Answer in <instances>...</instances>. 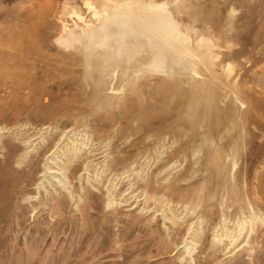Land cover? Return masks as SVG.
<instances>
[{
	"label": "rangeland",
	"instance_id": "374dc122",
	"mask_svg": "<svg viewBox=\"0 0 264 264\" xmlns=\"http://www.w3.org/2000/svg\"><path fill=\"white\" fill-rule=\"evenodd\" d=\"M0 78V264H264V0H0Z\"/></svg>",
	"mask_w": 264,
	"mask_h": 264
},
{
	"label": "bare ground",
	"instance_id": "6f19581e",
	"mask_svg": "<svg viewBox=\"0 0 264 264\" xmlns=\"http://www.w3.org/2000/svg\"><path fill=\"white\" fill-rule=\"evenodd\" d=\"M83 5H84V7H86V9L88 8V6H90V3L89 2H84L83 3ZM90 9H91V6H90ZM89 9V10H90ZM97 15V13H95V12H93L92 13V16H96ZM77 18L79 19V20H83V18L81 17V16H79V15H77ZM139 23V22H138ZM141 24L139 23V27H142L144 30H148L147 28H145L144 26H140ZM117 28V26H116V24H112V26H110V28H108V29H106L105 31H104V36L106 35V37L107 36H109V34H110V30H112V29H116ZM153 34H155L156 36H159L157 33H155V32H153V31H151ZM167 33H168V35L170 36V37H172V39H174L175 41H177L181 46H178V47H176V49H178V51L179 52H182V53H185V54H187V55H189V53H190V48L185 44V38L184 37H180L179 35L177 36V34H176V30L175 29H172V28H168V31H167ZM207 35V34H206ZM184 36H186V35H184ZM205 37H207V36H205ZM205 37H203L202 39H204ZM208 38V37H207ZM207 38H205V39H207ZM97 42V40L96 39H94L93 38V35L89 38V39H86L85 40V44L87 45V46H92V45H94L95 43ZM183 49H184V51H183ZM104 56H106V57H103V56H101V57H96V58H93V57H91V58H89V59H86V60H84V64L85 65H91V64H94V63H96L97 65H100V66H102L103 68H112V70H109V71H107V70H105V71H102V72H98V77H97V80H95V84L97 85V86H99V87H103L104 89V93L105 92H108V91H106L105 89H106V78L107 77H113L114 79H115V73H116V71H114V69L113 68H115V67H118V66H120L121 64H118V62H117V60H116V57H113V56H111L110 54H103ZM9 58V57H8ZM13 59V58H12ZM3 62V61H2ZM75 62V61H74ZM70 63H72V62H70ZM59 64V63H58ZM73 64V63H72ZM10 65V64H9ZM129 67H131V68H135L136 70H141V69H143V70H151V71H153V72H155V71H157L158 69V65H157V63H155V62H153V61H145V60H143V59H139V60H137V61H132L129 65H128ZM23 68V67H22ZM20 72V71H19ZM18 73V72H17ZM91 74V73H90ZM5 75V74H4ZM20 75V74H19ZM92 75V74H91ZM97 75V74H96ZM114 75V76H113ZM119 75H120V80H121V77H123V79L124 78H126V80L128 81V83L129 84H132V85H134V82H135V80L136 79H138L139 77H141V75H139L138 74V72H129V73H119ZM144 75V74H143ZM18 76V75H17ZM16 76V77H17ZM95 77V76H94ZM17 78H19V77H17ZM93 78V77H92ZM112 78V79H113ZM142 78H144V76L142 77ZM154 78H156V77H154ZM1 79V78H0ZM113 79V80H114ZM146 79V78H145ZM145 79H143V81H145ZM157 81L161 84V82L163 83V81L164 80H161L162 78H158L157 77ZM22 80V79H21ZM90 80V79H89ZM93 80H94V78H93ZM98 80H101V81H98ZM109 80V79H108ZM112 80V81H113ZM142 80V79H141ZM14 82V81H13ZM109 82H111V78H110V81ZM109 82H107V84L109 83ZM119 82H121L122 83V81H119ZM124 82H125V80H124ZM138 82H141V81H138ZM165 82V81H164ZM12 83V82H11ZM16 83V82H15ZM37 83V82H36ZM112 83V82H111ZM111 83H109V84H111ZM120 83V84H121ZM143 83V82H142ZM94 84V83H93ZM119 84V83H118ZM123 84V83H122ZM121 84V85H122ZM127 84V83H126ZM163 84H165V83H163ZM16 85H17V83H16ZM20 85V84H19ZM21 85H23V84H21ZM25 85V84H24ZM124 85V84H123ZM140 85H141V83H140ZM144 85V84H143ZM107 86H109V88H110V85H107ZM129 86V85H128ZM127 85H126V87L127 88H129ZM21 87H23V86H21ZM119 87V86H118ZM123 87V86H122ZM125 87V88H126ZM133 87H135V88H137L136 86H131V88L134 90L135 88H133ZM17 88V87H16ZM114 88V87H113ZM139 88V87H138ZM150 88H152V87H150ZM147 89V91L148 90H151V89ZM13 89V88H12ZM31 89V88H30ZM36 89V88H35ZM99 88H97V90H98ZM115 89V88H114ZM140 89V88H139ZM154 89V88H153ZM161 89H162V87H161ZM23 90V89H22ZM34 90V89H33ZM96 90V91H97ZM102 89H100V91H101ZM103 90H102V92H103ZM108 90V89H107ZM109 90H111V89H109ZM116 90V89H115ZM128 90V89H127ZM143 90V89H142ZM155 90V89H154ZM162 90H164V89H162ZM166 90V89H165ZM164 90V91H165ZM36 91H38V90H36ZM119 91V90H118ZM117 91V92H118ZM122 91L124 92V90L122 89ZM152 91V90H151ZM150 91V92H151ZM158 91V90H157ZM157 91H155V92H157ZM25 92V91H24ZM110 92V91H109ZM128 92H129V90H128ZM131 89H130V94H131ZM134 92V91H133ZM132 92V93H133ZM136 92H137V90H136ZM144 92V91H143ZM142 92V93H143ZM154 92V91H153ZM150 93V95L151 94H153V96H155L156 95V93ZM29 93H30V91H29ZM96 93V92H95ZM115 93H116V91H115ZM128 93V94H129ZM38 94V93H37ZM99 94V93H98ZM103 94V93H102ZM110 94V93H109ZM122 93H120V95H121ZM127 94V95H128ZM129 94V95H130ZM133 94H135V93H133ZM91 95H92V93H91ZM96 95V94H95ZM105 96H106V94H104ZM120 95H118V98H119V96ZM124 95H125V93H124ZM132 95V94H131ZM136 95V94H135ZM137 95H140V94H137ZM145 95H146V93H145ZM97 96V95H96ZM108 96V95H107ZM115 96V95H114ZM126 96V95H125ZM190 96H192V95H190ZM92 97V96H91ZM98 97V96H97ZM110 97V96H109ZM108 97V98H109ZM129 97V96H128ZM133 97H136V96H134L133 95ZM138 97H140V96H138ZM150 97V96H149ZM152 97V96H151ZM96 98V97H95ZM106 98V97H105ZM115 97H113V99H114ZM125 98V97H124ZM143 98V97H142ZM145 98H146V96H145ZM110 99V98H109ZM126 99H128L127 97H126ZM135 99V98H134ZM190 99H192V98H190ZM199 99V98H198ZM198 99H197V101H198ZM137 100V99H136ZM140 100V99H139ZM106 101V100H105ZM143 101H144V99H143ZM124 102V101H123ZM189 102H190V100H189ZM195 102H196V100H195ZM195 102L193 103V105L195 104ZM115 103H117L116 101H115ZM115 103H113V104H115ZM120 102H118L117 104H119ZM125 103H126V101H125ZM141 103H143V102H141ZM107 104V103H106ZM109 104V103H108ZM121 104V103H120ZM137 104V103H136ZM146 104H147V102H146ZM190 104V103H189ZM200 104V103H199ZM101 105H102V103H101ZM110 106H113L112 104H111V101H110V104H109ZM130 105H131V101H130ZM141 105V104H140ZM145 105V104H144ZM106 106V105H105ZM104 106V107H105ZM137 106H139V105H137ZM195 106H196V104H195ZM109 107V106H108ZM107 107V108H108ZM142 107H144V106H142ZM142 107H140V108H142ZM191 107V104H190V106H189V108ZM102 108V107H101ZM146 108H147V106H146ZM145 108V109H146ZM193 108V107H192ZM191 108V109H192ZM153 109V108H152ZM196 108H194V110H195ZM100 110V109H99ZM99 110H97V111H99ZM102 110V109H101ZM118 110V109H117ZM141 110V109H140ZM139 110V111H140ZM146 110H148V109H146ZM193 110V111H194ZM197 110H199V109H197ZM103 111V110H102ZM143 111V110H142ZM192 111V110H191ZM192 111V112H193ZM196 111V110H195ZM143 112H147V111H143ZM142 113V112H141ZM140 113V115L142 116V114ZM196 113H197V111H196ZM144 114V113H143ZM193 114H195V113H193ZM139 115V116H140ZM146 115V114H145ZM196 115V114H195ZM143 117V116H142ZM146 118V117H145ZM134 119V118H133ZM134 121V120H133ZM196 121V120H195ZM128 122V121H127ZM136 129H137V127H136ZM145 139H147V138H145ZM218 158H220V156H217V160H218ZM206 160V159H205ZM215 161V164H214V172L213 173H215V171L216 172H220L221 174L220 175H222V172H221V167H220V165L218 164V161ZM213 161V160H212ZM226 178V177H225ZM224 178V179H225ZM227 181H228V179H226ZM225 180V181H226ZM254 192V191H253ZM255 193V192H254ZM253 193V194H254ZM166 194V193H165ZM221 194V193H220ZM214 196V195H213ZM245 196V195H244ZM251 196V195H250ZM202 197V196H201ZM212 197V196H211ZM249 197V196H248ZM213 198V197H212ZM263 198V197H262ZM243 200H244V198H243ZM246 201H247V199H246ZM263 201V200H262ZM248 204V203H247ZM249 206V205H248ZM246 207H247V205H246ZM245 208V207H244ZM249 211V210H248ZM242 212V211H241ZM257 212V211H256ZM254 213V212H253ZM252 213V214H253ZM240 214V213H239ZM251 214V215H252ZM237 215V214H236ZM242 215H243V213H242ZM228 216V215H227ZM256 216V215H255ZM241 217V216H240ZM251 217H253V216H251ZM236 218V217H235ZM248 218H250V216L248 217ZM173 219V218H172ZM230 219H232V218H230ZM238 219V218H237ZM242 220H243V218H241ZM229 220V219H228ZM233 221H234V218L232 219ZM245 220V219H244ZM249 220V219H248ZM251 220H252V218H251ZM222 221V220H221ZM224 221H226V220H224ZM231 221V220H230ZM250 221V220H249ZM253 221H254V219H253ZM253 221H251V223L250 224H253L252 222ZM201 222V221H200ZM226 222H228V221H226ZM236 222V221H235ZM171 223V222H170ZM174 223V222H173ZM240 223V222H239ZM244 223V222H243ZM242 223V224H243ZM246 223V222H245ZM248 223V222H247ZM176 224V223H175ZM250 224H249V226H250ZM173 225V224H172ZM207 225V224H206ZM222 225V224H221ZM227 225V224H226ZM232 225H234V223H232ZM231 225V226H232ZM238 225V224H237ZM244 225V224H243ZM247 225V224H246ZM171 226V225H170ZM200 226V225H199ZM223 226V225H222ZM228 226V225H227ZM239 226V225H238ZM253 226V225H252ZM213 227H215V226H213ZM234 227V226H233ZM237 227V226H236ZM242 227V226H241ZM248 227V226H247ZM212 228V227H211ZM223 228H224V226H223ZM251 228H253V227H251ZM225 229V228H224ZM232 229H234V228H232ZM236 229V228H235ZM239 229H240V226H239ZM248 229V228H247ZM244 230H245V228H244ZM253 230V229H252ZM252 230H250V231H252ZM174 231V230H173ZM228 231V230H227ZM226 230H225V232H227ZM230 231V230H229ZM228 231V232H229ZM233 231H237V230H233ZM238 231H241V230H238ZM246 231V230H245ZM245 231H243V232H245ZM207 232V231H206ZM247 232V231H246ZM254 232V231H253ZM194 233H196V232H194ZM209 233H211V232H209ZM222 234L224 233L223 232V230H222V232H221ZM237 232H235V234H236ZM242 233V232H241ZM183 234V233H182ZM225 234V233H224ZM256 234V233H255ZM205 235V234H204ZM226 235V234H225ZM230 235V234H229ZM234 235V234H233ZM232 235V236H233ZM210 236V235H209ZM221 236V235H220ZM238 236H239V234H238ZM250 236H251V233H250ZM254 236V235H253ZM252 236V237H253ZM256 236H258V234L256 235ZM181 237V236H180ZM217 237V236H216ZM222 237H224L223 235H222ZM227 237V236H226ZM234 237H235V235H234ZM255 237V236H254ZM258 237H260V235L258 236ZM211 238V237H210ZM225 238V237H224ZM180 239V238H179ZM238 239V238H237ZM237 239H235V240H237ZM249 239V238H248ZM215 240V239H214ZM222 240V239H221ZM231 240V239H230ZM232 240H233V238H232ZM244 240V239H243ZM215 241H218V240H215ZM247 241V240H246ZM262 241V240H261ZM182 242V241H181ZM200 242V241H199ZM222 242V241H221ZM250 242H251V240H250ZM220 243V242H219ZM237 243V242H236ZM209 244V243H208ZM212 244V243H211ZM221 244V243H220ZM225 244V243H224ZM246 244H248V243H246ZM251 244V243H250ZM174 245V244H173ZM175 246V245H174ZM211 246V245H210ZM256 246V245H255ZM194 247V246H193ZM213 248V247H212ZM260 248V247H259ZM209 249H211V248H209ZM242 249V248H241ZM256 249V248H255ZM208 250V249H207ZM241 251V250H240ZM245 251V250H244ZM249 251V250H248ZM247 251V252H248ZM222 252V251H221ZM246 252V253H247ZM205 253V252H204ZM215 253V252H214ZM243 253V252H242ZM250 253V252H249ZM248 254V253H247ZM251 254V253H250ZM211 256V255H210ZM248 260V259H247ZM257 261H258V259H257ZM250 263V262H249ZM255 264V263H254Z\"/></svg>",
	"mask_w": 264,
	"mask_h": 264
}]
</instances>
